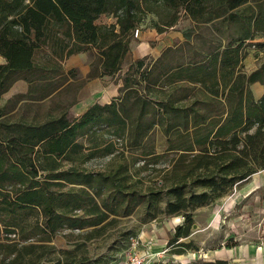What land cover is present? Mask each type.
I'll return each mask as SVG.
<instances>
[{
	"label": "trees",
	"instance_id": "obj_1",
	"mask_svg": "<svg viewBox=\"0 0 264 264\" xmlns=\"http://www.w3.org/2000/svg\"><path fill=\"white\" fill-rule=\"evenodd\" d=\"M103 14L114 20L98 23ZM147 17L157 32L188 18L186 38L208 25L210 42L186 55L175 45L156 58H135L119 76L118 94L68 115L82 82L65 60L93 50L88 77L120 72L131 35ZM224 29L233 31L222 44ZM258 37L264 0H0V98L18 79L27 83L0 104V264L14 263L8 255L17 238L50 239L83 227L79 210L104 217L132 200H164L166 215L184 218L167 244L176 254L195 248L180 240L190 233L193 208L264 168V92L256 97L251 89L264 83V59L250 71L243 65L250 47L264 54ZM71 90L62 104L58 98ZM96 157H107L103 167H88Z\"/></svg>",
	"mask_w": 264,
	"mask_h": 264
},
{
	"label": "rangeland",
	"instance_id": "obj_2",
	"mask_svg": "<svg viewBox=\"0 0 264 264\" xmlns=\"http://www.w3.org/2000/svg\"><path fill=\"white\" fill-rule=\"evenodd\" d=\"M113 20L111 16L103 14L97 22L109 23ZM190 29L189 19L182 17L166 31L157 32L150 26L147 17L131 35L129 50L123 59L121 70L114 75L88 77L87 72L91 64H95L96 55L93 50L83 52L78 59L76 58L74 65L77 69V79L82 85L76 93V102L67 110L68 115L76 116L88 103L94 100L103 102L118 94V87L121 85L119 76L135 58L144 55L156 58L165 48L175 45L181 46L186 55L189 47L210 42V26L201 25L186 38L184 33ZM232 31L224 29L223 34L219 36L222 44L229 40L228 33ZM262 59L264 54H259L255 47H250L244 69L252 70ZM26 88L25 82H17L1 96L0 104L15 93L25 92ZM251 89L258 97L264 91V83L251 84ZM71 96L72 90L58 100L64 104ZM55 104L51 102L48 107L52 113L58 112L54 108ZM155 137L157 149L161 150L164 137L159 130L155 131ZM106 159L107 157H96L86 165L91 168H101ZM262 181H264V168L253 173L239 187H234L214 201L194 207L190 233L180 240H192L195 248H189L179 256L174 255L176 253H173V247L167 244V240L173 234L175 226L184 223L183 216L166 215L162 210L164 200H159L150 206L147 200H132L126 204L113 206L114 214L107 213L104 217L98 210L93 209L94 214H86L83 210H79V214L85 215L83 227L63 228L50 239H47L45 234H36L27 239L17 238V244L8 257L15 258L12 264H41L45 260H79L85 257L90 264H111L114 260L128 255L149 254L153 258L148 264L200 263L202 260L194 258L197 257L195 254L199 255L215 248L224 238L228 244H233L264 237V182ZM252 185L255 186L254 190L249 188ZM248 188L250 190L246 192ZM240 233L244 234L240 236ZM187 257L193 258L189 261Z\"/></svg>",
	"mask_w": 264,
	"mask_h": 264
},
{
	"label": "crops",
	"instance_id": "obj_3",
	"mask_svg": "<svg viewBox=\"0 0 264 264\" xmlns=\"http://www.w3.org/2000/svg\"><path fill=\"white\" fill-rule=\"evenodd\" d=\"M257 39L258 40H264V37H258ZM82 54H83V52H79V53L70 55L65 60V64H64L65 67L67 69L73 68L75 65V62H76L75 61L76 58L78 59V57H80ZM246 57H247V55H246ZM245 58L243 59V65L245 64ZM4 61H5L4 57H2L0 55V63H2ZM19 81L25 82L22 79H18L17 81H15L13 83V85L9 88V90ZM254 83H257V82H254ZM26 86H27V83H26ZM9 90H7L6 92H8ZM262 92H264V91H262ZM109 100H105L103 102H100V101H97V102L105 103V102H108ZM94 102H96V101L94 100V101L88 103L87 105H85L81 112H83L89 105H91ZM262 182H264V181H262ZM249 188L251 190H254L255 186L252 185V186H249ZM249 188L246 192H249V190H250ZM242 234H244V233H240V236H242ZM182 254H184V253L174 254V255L179 256ZM195 256H197V257H194V258H200L201 260H209V261L216 260V259H222V260H226L227 264H264V237H261V239H259V240L248 241V242L242 240L240 242H236L233 244H228L226 242V239L224 238L223 240L219 241L218 245L215 248L208 249L207 252H202V254H199V255L195 254ZM174 258L179 259L180 257H174ZM192 258L193 257H187V260L190 261ZM181 263L187 264V263H183V262H181Z\"/></svg>",
	"mask_w": 264,
	"mask_h": 264
},
{
	"label": "built area",
	"instance_id": "obj_4",
	"mask_svg": "<svg viewBox=\"0 0 264 264\" xmlns=\"http://www.w3.org/2000/svg\"><path fill=\"white\" fill-rule=\"evenodd\" d=\"M149 254L146 255H128L127 257L116 259L111 264H148L151 260Z\"/></svg>",
	"mask_w": 264,
	"mask_h": 264
}]
</instances>
